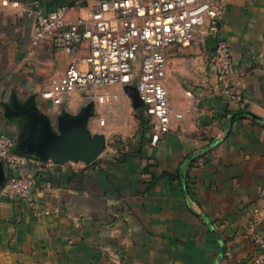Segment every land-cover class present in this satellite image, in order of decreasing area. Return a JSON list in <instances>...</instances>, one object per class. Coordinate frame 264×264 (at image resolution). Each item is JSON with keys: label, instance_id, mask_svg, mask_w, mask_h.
Here are the masks:
<instances>
[{"label": "crops", "instance_id": "1", "mask_svg": "<svg viewBox=\"0 0 264 264\" xmlns=\"http://www.w3.org/2000/svg\"><path fill=\"white\" fill-rule=\"evenodd\" d=\"M42 1L49 11L69 6L74 21L100 0ZM31 2L0 0V131L15 138L24 126L8 112L16 103L35 95L55 124L89 97L41 98L73 60L51 42L31 46ZM220 27L234 76L227 85L213 69L200 34L189 48H170L172 127L155 146L135 130L90 165L24 169L36 185L28 201L3 199L0 264H252L250 221L255 209L264 216V0H227ZM87 55L84 44L78 67Z\"/></svg>", "mask_w": 264, "mask_h": 264}, {"label": "built area", "instance_id": "2", "mask_svg": "<svg viewBox=\"0 0 264 264\" xmlns=\"http://www.w3.org/2000/svg\"><path fill=\"white\" fill-rule=\"evenodd\" d=\"M227 0H100L85 16L68 19L72 8L59 6L47 10L42 0H32L26 10L32 22L31 46L37 48L51 42L68 54L72 62L64 74L52 78L40 96L54 105L73 95L88 97L93 90L119 85L135 88L142 102L141 110L149 121L150 143L156 145L170 133V112L167 79V52L172 47L189 48L196 36H213L217 45L211 65L225 80L234 76L231 48L221 36V19ZM84 44L88 55L83 59L86 69L78 67L75 57ZM181 115H177L180 118ZM16 138L0 131V160L5 182L0 189V210L3 199L28 201L36 179L25 173L28 166L46 170L52 161L16 152ZM35 212L49 214L36 205ZM264 216L255 209L250 221L257 253L252 264H264V234L257 228Z\"/></svg>", "mask_w": 264, "mask_h": 264}, {"label": "water", "instance_id": "3", "mask_svg": "<svg viewBox=\"0 0 264 264\" xmlns=\"http://www.w3.org/2000/svg\"><path fill=\"white\" fill-rule=\"evenodd\" d=\"M217 39H205L206 50L214 51ZM133 107L140 109L142 102L135 88L126 89ZM15 118H20L24 126L16 138L15 150L21 155L34 156L56 165L69 162L92 164L106 150L107 140L103 134H92L89 122L95 115V102L86 104L77 115L63 112L53 119L38 106L36 96L32 95L25 103H16L8 110ZM5 171L0 163V189L5 182Z\"/></svg>", "mask_w": 264, "mask_h": 264}, {"label": "rangeland", "instance_id": "4", "mask_svg": "<svg viewBox=\"0 0 264 264\" xmlns=\"http://www.w3.org/2000/svg\"><path fill=\"white\" fill-rule=\"evenodd\" d=\"M180 83L184 87L189 86L186 79H181ZM91 101L95 102V115L90 120V129L93 134L103 133L107 139L102 158L116 154L118 146L131 140L135 130L145 132L147 129L140 124L141 111L133 107L126 88L113 85L93 90L84 104Z\"/></svg>", "mask_w": 264, "mask_h": 264}, {"label": "trees", "instance_id": "5", "mask_svg": "<svg viewBox=\"0 0 264 264\" xmlns=\"http://www.w3.org/2000/svg\"><path fill=\"white\" fill-rule=\"evenodd\" d=\"M141 111V119H140V124L149 132L150 131V127H149V124H148V119H147V117L145 116V114H144V112L142 111V110H140ZM145 130V131H146Z\"/></svg>", "mask_w": 264, "mask_h": 264}]
</instances>
